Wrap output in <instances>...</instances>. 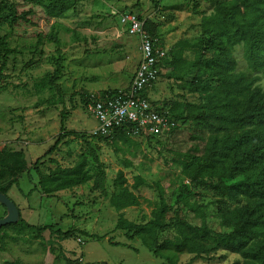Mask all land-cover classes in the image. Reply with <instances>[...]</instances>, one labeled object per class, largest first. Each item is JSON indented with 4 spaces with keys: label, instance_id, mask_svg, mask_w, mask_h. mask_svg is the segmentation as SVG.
<instances>
[{
    "label": "rangeland",
    "instance_id": "1",
    "mask_svg": "<svg viewBox=\"0 0 264 264\" xmlns=\"http://www.w3.org/2000/svg\"><path fill=\"white\" fill-rule=\"evenodd\" d=\"M1 1L35 9L40 25L11 28L0 22V41L6 39L9 50L14 51L5 78L0 80V174L6 167L3 182L19 179V186H14L8 197L18 207L23 220L28 218L33 226L76 231L74 238L56 242L61 247H57L56 254L79 264H169L150 252L141 240H129L126 232L116 229L121 212L112 207L111 198L119 193L114 187L119 172H123L131 189L137 181L141 183L134 192L139 205L123 211L127 220L148 223L163 196L172 208L169 221L179 215L195 227L205 225L216 233H229L222 225L218 205L208 208L204 218L192 213V207L220 199L209 190L193 186L183 174L180 154L186 152L185 141L193 125L180 126L174 133L149 141L113 136L109 142H103L89 138L94 136L99 122L84 107L87 98L98 99L109 90L127 89L140 59L138 40L128 36L119 24L120 17L111 18V12L132 11L140 16L147 22L159 48L166 51L189 42L184 47L183 59L193 61L196 47L192 45L202 39L203 18L214 13L217 2L226 0H79L74 10L62 19L50 21L44 18L47 0ZM40 34L44 38L37 48ZM53 38L58 39L59 45ZM58 57L63 58V73L57 82L61 94L45 80L55 71ZM233 58L237 73L248 79L257 78L255 86L264 89V54L263 61L255 66L246 59L243 46L237 45ZM178 65L176 70L163 69L147 92L148 100L167 112L185 99L193 98H182V81L176 77L186 67L182 61ZM194 75L195 70L187 72L183 81H191ZM62 113L67 117L64 132L86 135V142L67 138L34 168L35 162L63 133ZM91 149L97 153L101 166L91 159ZM81 154L88 157V182L52 196L38 188V172L50 174L57 167L71 168ZM238 206L235 202L231 208ZM18 229L12 227L1 242L15 264H56L50 252L49 232L43 234V240L35 241L36 230L25 227L19 232ZM174 236L170 229L160 233L159 240H171ZM218 253L225 258L218 261L185 253L179 256L177 264H236L239 258L224 249Z\"/></svg>",
    "mask_w": 264,
    "mask_h": 264
},
{
    "label": "trees",
    "instance_id": "2",
    "mask_svg": "<svg viewBox=\"0 0 264 264\" xmlns=\"http://www.w3.org/2000/svg\"><path fill=\"white\" fill-rule=\"evenodd\" d=\"M79 0H47L44 15L47 21L62 19L74 10ZM140 0H138L139 2ZM156 1V0H154ZM112 18V15H110ZM0 22L15 28L21 25L38 27L40 19L35 9H25L16 3L0 2ZM146 31L154 38V34ZM43 35L38 36L37 48L43 42ZM155 39V38H154ZM54 42L59 45L57 38ZM157 41V40H156ZM189 42H182L168 51L167 58L161 61L159 75L163 69H177L183 62L185 71L177 75L181 80L183 96H191L192 101L184 100L169 112L156 103H152L159 112L168 113L177 123L176 130L182 126L193 125V130L185 141L186 152L183 158V174L197 188H204L220 197L217 201L203 202L200 207H192V213L204 218L211 206H219L222 212V225L229 233H216L207 226L195 227L183 217L176 215L169 221L172 208L161 196V205L151 214L152 219L146 224H135L125 218L124 210L139 205V197L134 193L141 183L137 181L132 189L128 186L123 172H119L114 181L118 194L111 198L112 207L120 213L116 229L126 232L129 240L135 238L156 257L177 264L179 256L185 253L199 258L211 257L221 261L225 258L218 250H228L237 254L236 264H264V89L255 86L257 78L248 79L246 75L237 73V62L233 58L235 46L242 45L246 59L257 66L263 61L264 54V0H226L217 2L214 13L202 20V39L192 45L196 47L193 61H184V47ZM2 55L0 57V80L5 78L10 56L6 39L0 41ZM169 58V60H168ZM63 58L55 60L56 69L45 77L49 87L61 94L57 82L63 73ZM195 70L193 79L184 82V75ZM181 72V70H179ZM176 76V75H175ZM179 76V77H178ZM6 85L5 87H7ZM127 89L109 90L95 100L105 101L125 93ZM148 90L143 92L147 97ZM92 99L84 101V107ZM66 115L61 114V131L55 144L35 162L36 168L43 158L58 150L67 138H78L86 142V135L76 132H64ZM178 131V130H177ZM113 136L122 139L132 137L127 127L113 129L109 135H94L103 142H109ZM160 137H138L153 140ZM90 157L97 166H101L97 153L91 149ZM88 157L81 154L71 168L57 167L50 174L38 172V188L45 195L73 189L90 180L87 172ZM9 168V167H8ZM7 168V169H8ZM0 174V192L8 197L14 186H19V179L13 178L6 183ZM10 169V168H9ZM24 171V170H22ZM9 198V197H8ZM10 199V198H9ZM11 200V199H10ZM12 201V200H11ZM238 207L231 208L233 203ZM208 205V206H207ZM21 213V212H20ZM12 227H25L36 230L35 241L43 240V234L50 233V252L55 256L54 262L60 264H79L78 261L62 259L56 254L62 242L75 237L74 229L64 231L54 226H33L21 217L17 224L3 227L0 230V241L8 237ZM174 231L171 240H159V234L167 230ZM2 244V243H1ZM61 248V247H59ZM4 249V246H3ZM15 264V262L13 263Z\"/></svg>",
    "mask_w": 264,
    "mask_h": 264
},
{
    "label": "built area",
    "instance_id": "3",
    "mask_svg": "<svg viewBox=\"0 0 264 264\" xmlns=\"http://www.w3.org/2000/svg\"><path fill=\"white\" fill-rule=\"evenodd\" d=\"M111 12L120 17V26L130 38L138 40L140 59L136 71L125 93L105 101L91 99L86 111L94 117L99 126L94 135H109L113 129L127 127L134 138L159 137L175 129L178 125L173 118L156 107L143 96L158 80L161 61L168 51L159 48L157 41L146 31V21L132 11Z\"/></svg>",
    "mask_w": 264,
    "mask_h": 264
},
{
    "label": "water",
    "instance_id": "4",
    "mask_svg": "<svg viewBox=\"0 0 264 264\" xmlns=\"http://www.w3.org/2000/svg\"><path fill=\"white\" fill-rule=\"evenodd\" d=\"M0 204L7 210V216L0 219V230L3 227L17 224L21 219V213L16 204L11 201L6 195L0 192Z\"/></svg>",
    "mask_w": 264,
    "mask_h": 264
},
{
    "label": "crops",
    "instance_id": "5",
    "mask_svg": "<svg viewBox=\"0 0 264 264\" xmlns=\"http://www.w3.org/2000/svg\"><path fill=\"white\" fill-rule=\"evenodd\" d=\"M7 216V210L3 205L0 204V219H3ZM28 218L24 217V221H28ZM30 219V217H29ZM29 223V221H28ZM15 261L13 260L12 255L10 254V251L7 249H3V245L0 241V264H13Z\"/></svg>",
    "mask_w": 264,
    "mask_h": 264
}]
</instances>
